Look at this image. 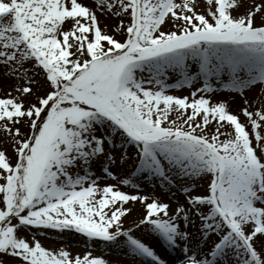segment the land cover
<instances>
[{
	"label": "snow or ice",
	"instance_id": "snow-or-ice-1",
	"mask_svg": "<svg viewBox=\"0 0 264 264\" xmlns=\"http://www.w3.org/2000/svg\"><path fill=\"white\" fill-rule=\"evenodd\" d=\"M97 3L101 11L115 6L117 15L130 17L118 25L123 41L104 32L81 0H0V66L6 79L15 80L0 96V128L11 135L16 156L13 163L0 150V252L20 264H110L91 252L73 256L20 234L21 227L33 226L75 231L89 242L123 246L166 264L123 227L130 211L123 205L140 201L145 236L173 248L183 242L179 264H264V240L262 251L255 246L258 234L264 237V107L241 109L254 146L226 102L197 97L212 90L213 77L241 92L264 84V0L250 7L244 0H205L203 13L192 0ZM167 23L172 30H165ZM169 72L178 73L174 84L167 82ZM201 77L203 88H195L191 100L166 92ZM28 96L36 100L26 106ZM180 110L177 124L169 116ZM212 122L217 127L208 131ZM225 124L233 131L221 132ZM101 155L104 175L115 178L109 165L131 160L125 176L134 179H122L124 185L154 181L169 193L176 188L187 203L177 200L172 208L159 197L101 187L92 172ZM204 176L200 193L194 181ZM196 219L203 243L190 245L185 229Z\"/></svg>",
	"mask_w": 264,
	"mask_h": 264
},
{
	"label": "rangeland",
	"instance_id": "rangeland-1",
	"mask_svg": "<svg viewBox=\"0 0 264 264\" xmlns=\"http://www.w3.org/2000/svg\"><path fill=\"white\" fill-rule=\"evenodd\" d=\"M82 3L92 8L94 11L97 10L99 14H105L107 12V9H105L103 12L100 10V7L97 3V0H81ZM110 13V10H109ZM130 22V17L128 15H125L124 23L128 24ZM70 26V22L68 24H65L64 27L68 28ZM125 39V34H122L121 40L123 41ZM197 68L196 64H192V69L195 71ZM169 78L168 83L174 84L175 81L178 78V73H172L169 72ZM228 79L227 76L224 77V80L226 81ZM209 82L212 84V90L210 93H203L204 91L198 92L197 97L200 95H203L207 98H210V102H226L227 107L229 108H235L238 110H241L244 107H248L250 111L255 109H260L264 107V84L262 83H256L255 85H250L248 88L244 89L242 92L232 89V88H223L220 86V82L216 81L215 78H209ZM21 83H24V81H21ZM205 81L201 78L199 80H196L191 85H185L182 87H171L166 90L167 94L172 95H178V93L182 94L181 96L188 97L190 100L192 99L191 93L186 90V88H189L190 86H194L196 88H203ZM15 84L14 79H6L3 75V66H0V96H4L6 94V91L8 90L9 85ZM203 84V85H201ZM44 89L40 88L37 92V95H41L43 93ZM13 95H16L15 92L12 93ZM210 94V95H208ZM35 102L36 98L34 96H28L25 97L26 106L27 101ZM245 100H247V104H245ZM240 118L247 119V122L244 123L246 126V129L250 131L251 135V125L248 117L244 114L240 116ZM2 123V122H0ZM18 127H21L23 131L27 132L28 129L24 125H17ZM233 131V129H230ZM262 135H264V128L261 129ZM253 145H256L255 137L254 135H251ZM0 150H4L8 156L12 158L11 162H15L16 156L13 149V139L11 135L6 132L4 129L0 128ZM259 151V149H257ZM128 153L129 156L132 157L135 154L134 147L129 145L128 146ZM104 156L101 155L97 162H94L92 164V172L98 173L100 176V183L99 185L102 187L106 184H112L115 186V188H118L122 191H125L129 194H137L145 195L151 197H159L162 200H166L168 197L174 198L175 200V206L177 200H179L180 203H187L185 200V197L183 193L178 191L176 188H172L171 192L169 193L166 188L161 187L158 183L153 182H147V181H138L140 184L139 188L133 187L131 185H124L121 181L124 178L134 179L130 176H125L126 173H128L131 169V160H129L127 165L121 166L120 162L117 160L116 163L110 164L109 169L115 174V178L109 177L103 174L102 172V166L100 164L101 161H104ZM196 191H199L200 193H204L206 189V182H207V176H204L203 179H196ZM192 219V218H190ZM15 222V221H13ZM195 222H199L198 219L195 220ZM139 225V224H138ZM137 229L138 234L135 232ZM128 230H131V232L137 237V238H143L144 240L147 239H160V237L152 235V236H145V233L147 231L146 227L144 225L139 226L138 228L133 227L132 225ZM19 232L21 235L25 236L27 239L32 240H39L41 244L44 247H47L51 250H59L60 247L57 249L53 248L54 239L60 240V241H77L80 239L82 243H92V242H99L102 247L104 248V252L108 251V249L112 251L115 255L112 256H124L126 253L129 255V252L123 247V246H114V245H106L105 243H102L98 239H93L91 242H89L88 238L84 236L83 234L77 233L75 231H69V230H58V229H51V228H45V227H33L28 226L27 228L21 227L19 229ZM123 240L124 238L121 237ZM56 241V240H55ZM103 251H101L100 256L104 255ZM0 261H3V264H20L19 258H16L14 256H11L7 253L0 252Z\"/></svg>",
	"mask_w": 264,
	"mask_h": 264
},
{
	"label": "bare ground",
	"instance_id": "bare-ground-1",
	"mask_svg": "<svg viewBox=\"0 0 264 264\" xmlns=\"http://www.w3.org/2000/svg\"><path fill=\"white\" fill-rule=\"evenodd\" d=\"M177 2H179V0H177ZM261 2L262 0H244V4L246 7H250L251 5L258 4ZM192 3L196 6L197 11H200L202 13L205 11V7H206L205 0H192ZM95 12L98 17L99 26L101 27V29L104 32H107L108 34L113 35L115 39L121 40L123 32L119 31L118 25L121 20L124 21L125 15L124 14L117 15L118 9L115 8V6L112 10H110V13H109V10H107L105 14L103 13L99 14L97 10H95ZM163 27L165 28V30H172L171 23H167ZM102 43H106V42H102ZM195 88L196 87L194 86H190L189 88H186V90H188V92H192ZM210 92L211 91L202 92V94L210 93ZM181 95L182 94L178 93V95L176 96H181ZM181 97H184V96H181ZM211 103H214V102H211ZM161 107H163L162 103H161ZM228 110L232 112L233 114L238 115L242 123L247 122V119L240 118V116L244 114L241 110L236 109V107L233 109L228 107ZM183 111L184 110H180L179 112L172 111L170 113L169 118L175 119L176 123L180 124V119H177V117L180 116ZM188 111L190 112L191 109H189ZM196 119L199 120L200 117L198 116ZM216 127L217 125L215 124V122H212L208 125L207 130L211 131L212 129ZM230 129L231 128L227 124H225L224 127L221 128V132H224V131L231 132ZM224 138L226 137H221V139H224ZM98 175H99L98 173H94V176H98ZM97 183L99 184L100 181L98 180ZM165 201L168 202L172 208H175L174 198L168 197ZM123 207L130 209V211L124 217H122L123 227L128 230L131 225L133 226L134 223L136 225L139 224V221L142 219L144 205L140 201H136V202L130 201L124 204ZM199 223L200 222L198 223L195 222L194 225L190 223L188 227L185 229L186 231L191 233L193 237V239L189 241L190 245H194L196 239H200L201 243H203L202 238L199 237V234L197 232V229L199 228ZM139 226H142V225H139ZM180 226L182 229H184L183 222H181ZM135 232L138 234L137 229L135 230ZM258 237L259 239L257 240V243L255 244V246L257 247L258 251H262L260 247V241L264 240V237L259 236V234H258ZM53 241H54V244H53L54 249H57L58 247L60 248L63 247L66 250H68L73 256H75L76 254L83 255L85 252H91L95 256H100L101 251L104 250V248L102 247L103 245H101V243L99 242L82 243V242H79L81 241L80 239H78L77 241H72V240H68V241L58 240L57 241V239H54ZM144 241L146 243H149L150 246L154 247V250L156 251L157 255H159L161 259H163L166 262V264H179V261L182 259V255H181V248L183 246L182 241H178V246L175 248L167 245L160 239H147L146 238ZM157 241H159V243H157ZM205 248L207 249V246H205ZM107 250L108 251H105V252L103 251L104 255H101V256L105 258L106 260H108L110 264H153V261L147 257L136 256V255H132L131 253H129V255L126 253V255L124 256H119V255L112 256V255H115L112 252L116 253V251L114 250L111 252V250L108 248Z\"/></svg>",
	"mask_w": 264,
	"mask_h": 264
}]
</instances>
